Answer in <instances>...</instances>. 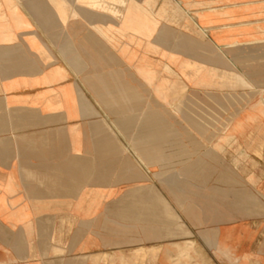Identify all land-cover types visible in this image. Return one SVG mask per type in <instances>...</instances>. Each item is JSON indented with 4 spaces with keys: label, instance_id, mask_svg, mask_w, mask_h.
I'll use <instances>...</instances> for the list:
<instances>
[{
    "label": "crops",
    "instance_id": "0c3cea01",
    "mask_svg": "<svg viewBox=\"0 0 264 264\" xmlns=\"http://www.w3.org/2000/svg\"><path fill=\"white\" fill-rule=\"evenodd\" d=\"M256 52L264 0H0V264H264Z\"/></svg>",
    "mask_w": 264,
    "mask_h": 264
},
{
    "label": "rangeland",
    "instance_id": "374dc122",
    "mask_svg": "<svg viewBox=\"0 0 264 264\" xmlns=\"http://www.w3.org/2000/svg\"><path fill=\"white\" fill-rule=\"evenodd\" d=\"M234 54H235V59L237 61V67H231V73L226 72V71H222L221 75H222V77L226 76V79H236V87L237 88H243L244 87V79H245V68H244L245 52H243V51L235 52ZM253 54H254V56L258 55L259 59L262 60V61H259V63H262V65H264V52H256ZM249 55H250V53H249ZM255 69H258V68H254V70ZM258 70L264 71V67L259 68ZM250 72H251V68H249V74H250ZM224 86L226 87V85H224Z\"/></svg>",
    "mask_w": 264,
    "mask_h": 264
},
{
    "label": "bare ground",
    "instance_id": "6f19581e",
    "mask_svg": "<svg viewBox=\"0 0 264 264\" xmlns=\"http://www.w3.org/2000/svg\"><path fill=\"white\" fill-rule=\"evenodd\" d=\"M174 222H175V221H174ZM0 223H1V222H0ZM1 226H2V225H1ZM177 226H179V225H177ZM177 226H176V227H177ZM0 228H1V227H0ZM6 231H7V230H6ZM7 232H8V231H7Z\"/></svg>",
    "mask_w": 264,
    "mask_h": 264
}]
</instances>
